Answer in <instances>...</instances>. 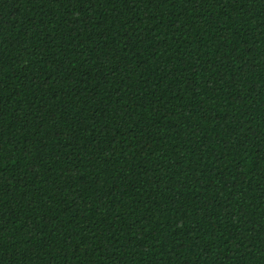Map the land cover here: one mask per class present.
I'll return each instance as SVG.
<instances>
[{
	"label": "trees",
	"instance_id": "16d2710c",
	"mask_svg": "<svg viewBox=\"0 0 264 264\" xmlns=\"http://www.w3.org/2000/svg\"><path fill=\"white\" fill-rule=\"evenodd\" d=\"M0 180V264H264V0H0Z\"/></svg>",
	"mask_w": 264,
	"mask_h": 264
},
{
	"label": "snow or ice",
	"instance_id": "6c2138e0",
	"mask_svg": "<svg viewBox=\"0 0 264 264\" xmlns=\"http://www.w3.org/2000/svg\"><path fill=\"white\" fill-rule=\"evenodd\" d=\"M73 31H74V29H73ZM5 182L3 181V180H0V185H3ZM3 195V191L2 190H0V196H2ZM13 215H14V213H12ZM28 230L29 231H31L32 230V225L31 224H29L28 226Z\"/></svg>",
	"mask_w": 264,
	"mask_h": 264
}]
</instances>
